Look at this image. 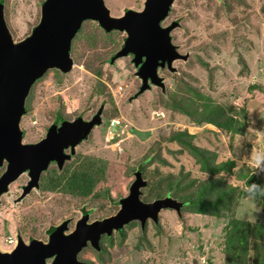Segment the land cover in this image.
I'll use <instances>...</instances> for the list:
<instances>
[{"label": "rangeland", "instance_id": "374dc122", "mask_svg": "<svg viewBox=\"0 0 264 264\" xmlns=\"http://www.w3.org/2000/svg\"><path fill=\"white\" fill-rule=\"evenodd\" d=\"M5 1V18L14 41L18 42L30 35L40 22L45 0ZM144 2L105 0L113 16H121L127 9L138 10L144 7ZM173 22L178 23L172 30L174 44L180 52L190 55L187 59L174 60L175 71L160 68L159 74L165 77L166 94L177 90L181 77L190 80L189 76H195L196 84L204 87L211 99L219 104H234L232 113L244 123L245 131L233 134L211 123H194L187 115L164 106L159 86L136 96L142 81L133 56L109 60L122 49L127 32H107L97 27L98 22L87 20L72 43L73 68L68 72L59 69L60 73L51 68L35 83L20 125L23 141L35 142L42 139L47 126L61 111L70 119L78 115L89 119L101 109L103 121L76 147L77 156L66 161L64 168L59 169L56 163L50 165L51 171L43 176L42 189H34L23 202H11L0 209L4 248L14 245L9 240L16 235V224L29 227L37 238L46 242L49 240L46 229L50 225L56 226L68 219L69 233L76 227L82 210L90 212V220L115 214L120 208L118 201L129 193L138 161L153 152L165 161L154 158L144 164V173L152 176L143 175L148 185L142 188V200L150 202L165 197H155L157 193L164 194L169 182L158 181V167L161 174L171 173L172 178L176 177V182L196 180L193 190L202 185L210 173L196 158L187 151L175 153L167 149L178 150L181 146L165 138L174 131L188 129L196 133L194 143L214 151L215 162L228 157L236 160L232 173L222 171L213 178L224 176L226 182L246 190V177L242 175L245 169L249 167L264 176V170L255 166L264 158L259 162L254 159L256 153H264V0H175L162 24L167 26ZM213 44L218 48H212ZM199 55L208 61V68L200 64ZM113 119L120 125L111 127ZM154 146L161 149L151 152ZM89 158L106 162V175L97 186L107 191V198L45 188V178L72 173ZM16 185L12 184L6 194L8 200L17 195ZM182 193L177 191L172 196L183 201ZM236 196L232 195L228 208H221L218 216L189 209L179 214L173 208H164L159 214L160 226L150 220L143 230L141 222L134 221L125 226V236L115 231L112 239L102 240L106 252L101 257L107 258L108 264H226L224 238L230 220L245 217L253 223L264 218L259 205L249 196ZM254 244L252 239L250 264L255 258ZM79 259L83 264H106L99 260L91 244L83 248Z\"/></svg>", "mask_w": 264, "mask_h": 264}, {"label": "water", "instance_id": "95a60500", "mask_svg": "<svg viewBox=\"0 0 264 264\" xmlns=\"http://www.w3.org/2000/svg\"><path fill=\"white\" fill-rule=\"evenodd\" d=\"M175 0H146L142 10L128 9L121 16H113L105 0H45L40 22L26 38L16 42L0 5V164L6 159L8 166L0 177V195L20 173L29 170L31 180L25 193L39 186L42 171L50 163L62 168L78 143L89 138L95 126L103 121L100 109L91 118L77 117L66 120L61 126L51 125L46 135L35 142H24L21 120L27 111L26 99L32 85L49 69L63 72L74 66L71 45L83 21H97L105 30L127 32L122 49L117 56L133 55L137 75L142 80L140 92L152 83L165 87L159 67L175 71V59H187L174 44L172 30L162 21L171 12ZM148 185L140 170L130 185L128 195L121 198L119 210L110 216L89 221V215L80 218L76 227L67 233L69 220L63 221L50 235L48 241L33 239L30 243L19 241L7 252L0 250V264H83L79 254L88 244L101 249L103 234L111 235L131 221H159L164 208H173L179 214L183 201L171 195L145 202L142 188ZM49 259H51L49 261Z\"/></svg>", "mask_w": 264, "mask_h": 264}, {"label": "trees", "instance_id": "16d2710c", "mask_svg": "<svg viewBox=\"0 0 264 264\" xmlns=\"http://www.w3.org/2000/svg\"><path fill=\"white\" fill-rule=\"evenodd\" d=\"M0 5L4 6V9L7 7L5 0H0ZM97 27L102 29L100 25H97ZM80 30L81 28L79 31ZM72 43H74V38ZM211 47L218 48L215 44H213ZM117 57L118 56L116 53L112 55L109 59L110 62H114ZM199 62L201 65L206 66L207 68L209 67L208 61L204 60L201 56L199 57ZM55 70L57 73H60L59 69L55 68ZM97 70L99 69H95L96 72ZM209 70L211 71L210 75H212V69ZM189 77L190 80L181 77L177 90L171 91L168 93L169 95L166 94L167 90L162 89L163 93H161V95L164 106L170 107L174 111H178L187 115L196 124L211 123L221 128H225L227 131L233 134L242 133L245 131L244 123L238 116L232 113L235 107L234 104L228 105L225 103H217L214 101V99H211L212 96L210 94L205 92L204 87H201L200 85L198 86L196 84L195 76ZM35 83L32 85V87L35 85ZM251 85L255 86L256 84H250V86ZM95 89L97 92L99 91L98 93H101V90L98 86H95ZM31 94L32 90H30L28 95L29 97L26 99V107L27 104L30 103ZM55 118L56 121L70 119L66 117L63 111L59 112ZM195 137L196 133H191V131L188 129L174 131L165 138L170 142L177 141L181 144V146H179L178 150H172L170 148L167 149L170 152L176 153L187 151L188 153L192 154L196 158V161L201 164V167L210 173V178L205 182H202V185L193 190V185H195L196 180L191 179L189 182H184V180H181L182 182H176V177L172 178L171 173L161 174L158 167L156 170L158 173L157 176L159 178L158 181L162 182L164 180H169V182H167L165 185L166 189L163 191L164 194L157 193L155 197L168 195L174 196L177 194V191H181L183 192L180 196L183 200L181 212L182 210L189 209L190 211L197 213L213 214L218 216L220 213L219 210L221 208H228V203L231 200L232 195L235 193V195L238 194L236 198L239 196H241L240 198L249 196L257 205H259L260 209L264 213L263 173H256L249 167L245 169L246 172L242 175H244L243 177H246V190L241 189L238 185H232L231 183L226 182L224 176L213 178L215 177L214 175L221 174L222 171L232 173V169L236 165V160L234 158L228 157L223 161L215 162L216 153L206 147L196 146L194 143ZM159 149H161V146H154L151 148V152L157 151ZM154 158L159 159L161 162L165 161L162 156L154 154L153 152L151 155L147 154L145 158L138 161L137 170H140L144 175V164L147 162V160L151 161ZM82 164L79 165L81 168L74 169L70 176L60 174V176L53 175L49 178H45V188L51 190L62 189L66 192L81 196L92 195L95 197L103 196L107 198V191L100 190L97 186L100 180H102L106 175V162L104 159L89 158V160L85 162L84 166H82ZM96 164L97 166L95 168ZM96 170L97 172H95ZM145 176L150 177L152 176V173H147ZM120 201L121 199L118 201L117 205L120 203ZM147 221H150V219ZM133 222L134 221H131L124 225V227L120 230H117L120 236H125V226ZM159 222L160 217L159 221L154 223H156V226H160ZM146 227L147 225L142 229L145 230ZM55 229L56 227H54V230ZM113 234H104L102 240L105 238L112 239ZM224 239L226 264H250L249 253L251 251L250 249L252 239L255 241L254 248L252 249L254 250L255 258L252 261V264H264V218H258L253 223L245 217L232 218L226 226V234ZM102 240L100 242V250L94 247L93 248L98 254L99 260L108 264V259L101 257V254L106 252V246H104ZM139 245V247H142L141 243H139ZM106 254H109L108 258L110 259V252L108 251Z\"/></svg>", "mask_w": 264, "mask_h": 264}, {"label": "flooded vegetation", "instance_id": "af4514ba", "mask_svg": "<svg viewBox=\"0 0 264 264\" xmlns=\"http://www.w3.org/2000/svg\"><path fill=\"white\" fill-rule=\"evenodd\" d=\"M146 1V0H145ZM145 3V2H144ZM143 9V7H139L138 8V10H142ZM128 10V9H127ZM126 10V11H127ZM136 10V9H135ZM162 23H163V21H162ZM119 52V51H118ZM117 52V53H118ZM131 55V54H130ZM133 56V55H132ZM119 57V56H118ZM117 57V58H118ZM135 65V64H134ZM160 68H167V69H169V67H168V65L166 64L165 65V67H159V69H158V72L160 71ZM172 71V70H171ZM163 77V76H162ZM140 78V77H139ZM164 78V82H165V77H163ZM142 81V80H141ZM149 84H150V88H148V89H151V87L152 86H157V85H155V84H153L152 83V81H151V79H149ZM142 85V84H141ZM141 87V86H140ZM162 88V87H161ZM148 89H146V90H148ZM144 92V91H143ZM143 92H140V88H139V90H138V92H137V94H136V96H138L139 94H141V93H143ZM97 113V111L94 113V115ZM81 115H78L77 117H80ZM76 117V118H77ZM81 117H83V116H81ZM75 119V118H74ZM66 120H73V119H66ZM66 120H63V121H56V118H54V120L52 121V123L50 124V125H48L47 126V128H46V132H45V134H44V136L46 135V133H47V131H48V129H49V127L51 126V125H57V126H61L62 125V123L64 122V121H66ZM91 135V134H90ZM90 135H89V137H90ZM43 136V137H44ZM42 137V138H43ZM83 141H85V140H83ZM83 141H81L80 143H78L77 145H76V147L77 146H80L81 145V143L83 142ZM76 147H75V151H72V147H71V145L68 147V148H66L65 149V151L67 152V153H69V154H71V157L69 158V159H67L66 161H70L75 155L77 156V152H76ZM66 161H65V163H66ZM53 163H56L57 164V162H51L50 163V165L51 164H53ZM65 163H64V165H65ZM50 165H49V167L46 169V170H44V171H42V173L40 174V178H39V186H34L33 188H31V189H29L26 193H25V190H26V187H27V185H28V183H29V181L31 180V175H30V171L29 170H26V171H23L22 173H20V175L15 179V180H13L10 184H9V189L7 190V191H5V192H3L1 195H0V209H3V207L4 206H6L7 204H10L11 202L13 203H20V202H23L26 198H27V196L28 195H30V194H33V190L34 189H38V188H41L42 189V185H41V183H42V180H43V176H44V174L45 173H47L48 171H51L50 170ZM64 165H63V167L62 168H64ZM7 166H8V161L5 159L1 164H0V177H1V175L5 172V170L7 169ZM57 166H58V164H57ZM2 167H4V168H2ZM59 168V167H58ZM3 169V170H2ZM59 169H61V168H59ZM71 175V173H67L66 174V176H70ZM15 183H17L18 185H16V187L15 188H17V195L15 196L14 195V197H13V199L12 200H8L7 198H6V194L7 193H9L10 191H11V188H12V184L14 185ZM11 205V204H10ZM81 218L82 217H84L85 215H90V212H88L86 209L85 210H82L81 211ZM79 221V220H78ZM77 221V222H78ZM89 221H93V220H90V218H89ZM69 222H70V220H69ZM76 222V223H77ZM60 225V224H59ZM59 225H56V226H52V225H50L47 229H46V232H47V235H48V237H50V235L54 232V227H58ZM18 230H20V231H18ZM29 230V231H28ZM68 230H69V223H68ZM15 231H16V235H15V237H14V239H12L13 241H15V243H12V244H14L10 249H7V248H4L3 247V241L5 240V238H4V240L2 239V236H1V234H0V250L1 251H3V252H7V251H11L15 246H16V244L19 242V241H24L25 243H30L33 239H36L37 237L32 233L33 232V230L31 229H29V227H24V226H19V224H16V226H15ZM115 232V231H114ZM117 232V231H116ZM5 234V233H4ZM103 236H104V234L102 235V237H101V240H102V238H103ZM37 239H39V238H37ZM8 240V239H7ZM101 242V241H100Z\"/></svg>", "mask_w": 264, "mask_h": 264}, {"label": "clouds", "instance_id": "9594fccd", "mask_svg": "<svg viewBox=\"0 0 264 264\" xmlns=\"http://www.w3.org/2000/svg\"><path fill=\"white\" fill-rule=\"evenodd\" d=\"M44 3V2H43ZM107 5V4H106ZM144 5H145V3H144ZM144 8V7H143ZM110 9V8H109ZM111 11V10H110ZM87 20H92V19H87ZM87 20H85V21H87ZM85 21H83V23L85 22ZM93 21H95V20H93ZM95 22H97V21H95ZM98 25H100L99 23H97ZM83 25V24H82ZM101 26V25H100ZM102 27V26H101ZM102 29H104L103 27H102ZM105 30V29H104ZM113 30H117V29H113ZM110 31H112V30H110ZM108 32V31H107ZM78 33V32H77ZM76 36V35H75ZM75 38V37H74ZM73 41V40H72ZM71 51H72V45H71ZM117 54V53H116ZM111 119H109V121H110ZM118 125H120V122L118 121V124H115V125H113V126H118ZM110 126H111V123H110ZM113 126H111V127H113ZM262 158H264V153H256L255 154V156H254V159H255V161L256 162H259V160H261ZM151 220V219H150Z\"/></svg>", "mask_w": 264, "mask_h": 264}, {"label": "built area", "instance_id": "2783aa9c", "mask_svg": "<svg viewBox=\"0 0 264 264\" xmlns=\"http://www.w3.org/2000/svg\"><path fill=\"white\" fill-rule=\"evenodd\" d=\"M115 124H118V120H115V119H113L112 121H111V126H113V125H115ZM255 165V164H254ZM257 168H259L258 170H260V169H262V170H264V161L263 162H260V164H256L255 165ZM256 168V169H257ZM9 242H11V243H15V241H13L12 239H10L9 240Z\"/></svg>", "mask_w": 264, "mask_h": 264}]
</instances>
